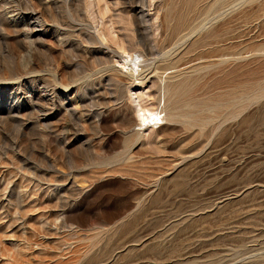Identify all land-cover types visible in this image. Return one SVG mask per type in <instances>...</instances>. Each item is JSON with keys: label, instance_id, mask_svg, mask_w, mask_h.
Instances as JSON below:
<instances>
[{"label": "rangeland", "instance_id": "1", "mask_svg": "<svg viewBox=\"0 0 264 264\" xmlns=\"http://www.w3.org/2000/svg\"><path fill=\"white\" fill-rule=\"evenodd\" d=\"M0 264H264V0H0Z\"/></svg>", "mask_w": 264, "mask_h": 264}, {"label": "bare ground", "instance_id": "2", "mask_svg": "<svg viewBox=\"0 0 264 264\" xmlns=\"http://www.w3.org/2000/svg\"><path fill=\"white\" fill-rule=\"evenodd\" d=\"M47 9V8H46ZM87 10V9H86ZM139 13H140V15H142V12L141 11H139ZM140 15H139V17H140ZM71 16V15H70ZM128 17V16H127ZM136 17H138V15L136 16ZM138 17V18H139ZM137 18V19H138ZM141 19V18H140ZM37 20V19H36ZM135 21H136V19H135ZM143 21H144V18H143ZM140 22V21H139ZM145 22V21H144ZM137 23V22H136ZM188 23V22H187ZM186 24V23H185ZM138 25V24H137ZM90 37V36H89ZM89 39V38H88ZM138 42V41H137ZM141 42V41H140ZM93 44V43H92ZM95 44V43H94ZM135 45H136V43H134ZM144 45V44H143ZM137 46V45H136ZM145 47V46H144ZM139 48V47H138ZM137 48V49H138ZM134 49H136V47L134 48ZM136 49V50H137ZM139 50V49H138ZM125 51V50H124ZM131 50L129 51V52H124V53H126L125 54V56H122L123 58H124V61L122 62V66L123 67H126V69L128 70V72H129V75H131L132 76V74L134 73V72H137V70H138V66H140L139 65V63H142L145 59H144V55L142 54V53H140V52H137V51H133V52H131ZM143 52V51H142ZM144 53V52H143ZM121 57V56H120ZM121 57V58H122ZM122 58V59H123ZM143 60V61H142ZM147 60V59H146ZM145 60V61H146ZM129 62L131 63V64H129ZM121 64V63H120ZM123 69V68H122ZM125 70V69H124ZM110 79V78H109ZM113 80H111V81H114V82H116V84L113 82V84H114V86L116 85V87L117 86H119L120 85V83L115 79V78H112ZM110 81V80H109ZM124 87V86H123ZM122 89V88H121ZM123 89H125V88H123ZM174 89V88H173ZM115 90H116V88H115ZM120 91V90H119ZM130 91V90H129ZM128 92V91H127ZM120 94V93H119ZM164 94V93H163ZM171 95L172 96H174L175 97V99H176V97H178L177 96V94H176V92L175 91H172V93H171ZM170 95V96H171ZM124 96V95H123ZM129 96V95H128ZM171 96V99L173 98ZM119 97V96H118ZM123 98V97H122ZM182 98V97H181ZM121 99V98H120ZM184 100V99H183ZM158 102L160 101L159 99L157 100ZM173 101L174 102H172V104L173 105H175L176 104V101H177V99H176V101L174 100V98H173ZM178 102V101H177ZM165 104V101L163 102V105ZM165 106V105H164ZM172 106V105H171ZM177 106V105H176ZM159 107V106H158ZM158 107L156 106V108L154 107V108H150V107H139V109H137V111H138V121H139V123H138V125L139 126H142V127H145V128H147L148 129V127H151V126H153L154 124H156L157 125V123H159L160 124V122H159V113L161 112V110H158ZM159 108H161V107H159ZM175 109V108H174ZM70 114V113H69ZM177 114V113H176ZM141 128V127H140ZM140 128H138V130L140 129ZM142 129V128H141ZM139 137V136H138ZM135 139H136V137H135ZM134 141V140H133Z\"/></svg>", "mask_w": 264, "mask_h": 264}]
</instances>
